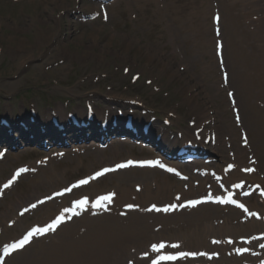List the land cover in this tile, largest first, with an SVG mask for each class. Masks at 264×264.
Wrapping results in <instances>:
<instances>
[{
	"label": "rangeland",
	"instance_id": "374dc122",
	"mask_svg": "<svg viewBox=\"0 0 264 264\" xmlns=\"http://www.w3.org/2000/svg\"><path fill=\"white\" fill-rule=\"evenodd\" d=\"M216 3H220L219 0H118L113 7L108 8L111 18L106 23L102 19L88 22L79 20L82 14L99 11V5L92 0H0V115L9 117L5 111L10 109L12 117L20 118L22 114L19 113L20 108H26L24 121L18 125L22 127V123H30V115L34 111H37L39 117L44 120L43 118L58 114V108L61 107L67 122L70 113L77 115L78 118L79 111L85 113L86 102L90 101L94 103L96 110L105 112V115L113 111L114 116H118V110L121 108L111 102V97L116 96L124 101L140 98L146 106L143 110L147 111L150 108L161 115L171 111L179 118L178 125L182 129L173 126L163 132L159 129L161 127H157L154 128V137L164 133L168 140L182 141L178 139L179 131L185 135L183 129L189 128L188 121H193L192 119L199 125L197 108L201 107L204 112L211 110L212 116L224 121L225 126L218 132L220 137L228 140L232 137L228 132V126L232 125V129L235 130L237 127L226 93L218 92L222 84L214 54L215 37L211 22ZM236 3L238 8L231 10L230 14L220 8L222 16L226 15V33L223 31L222 39L226 47L228 46L226 57L231 68L234 51L229 46L227 32L233 29L230 18L231 16L241 18L239 20L241 26L246 23V17L241 16L244 6L240 1ZM253 51L256 52L254 49ZM148 58L153 62H149ZM159 59L169 64L170 70H165ZM227 66L232 75L233 68L231 70L228 64ZM12 86L15 87L11 89ZM231 89L236 91L237 98L241 96L237 86L232 84ZM194 98L196 100L191 101ZM241 99L242 104L239 102L242 110L245 100L242 96ZM122 110L126 115L133 113ZM143 110L136 113L147 124L151 117L144 115ZM204 119L206 118H201V121ZM246 121L245 128L254 143L256 131H253L252 122L251 129L247 127L250 122L248 116ZM158 123L162 128L165 126L161 121ZM21 135L28 137L25 133ZM236 137L239 142L238 130ZM224 149L228 152L226 144ZM126 155L128 154L124 153L113 158L111 150L78 155L79 159H84L83 165L78 167H76L78 158H71L72 156L68 155L61 163H52V167L56 168L54 174L62 175V178L42 186L37 185L36 176L23 178L19 186L0 201V227L5 228L6 222L15 216L22 205H27L55 189L65 187L69 182L103 165H111ZM257 155L259 156V152ZM32 156L34 155L30 151H26L20 154L18 159L25 164ZM97 158L101 159L99 164L88 163V160L94 162ZM225 160H229L228 155ZM6 165L8 164L0 165V170ZM12 170L9 168L7 173L0 175V183ZM131 174L139 176L136 173L123 174L119 178L112 176L80 194H95L115 189L120 178L130 177ZM140 174L143 178L149 177V184L152 183L151 180L157 178L154 173ZM128 183L131 186L123 185V189L127 188L134 192L136 182ZM170 184L172 190L182 187L177 183ZM176 191L178 190L173 192ZM12 202L15 205L9 208ZM155 202L159 200L156 199ZM49 210L51 205L21 219L14 228L8 229L2 235L0 244L4 240L19 236L23 232V227H29L38 221L43 222ZM203 211L210 216L207 217L209 219H213L218 212L221 214L218 217L222 218L227 214L213 208H206L199 213ZM197 214H183L175 218L170 217L168 220L186 227L189 217ZM131 218L130 215L127 222ZM150 220H155L151 227L160 221L146 219L148 223ZM80 224L81 221H76L73 227L78 229ZM61 231L59 234L63 232ZM47 242L36 241L24 254L16 255L7 264H18L23 255L28 256L27 262L40 246L52 243Z\"/></svg>",
	"mask_w": 264,
	"mask_h": 264
},
{
	"label": "bare ground",
	"instance_id": "6f19581e",
	"mask_svg": "<svg viewBox=\"0 0 264 264\" xmlns=\"http://www.w3.org/2000/svg\"><path fill=\"white\" fill-rule=\"evenodd\" d=\"M241 30H243V32H241ZM234 32L237 35L236 37L237 42H236V48H235V61H236V64L240 67L239 77H240V80L244 83V87H245L244 91L241 90V92L246 93L249 97V100L251 101V115L255 123L260 127L259 128L260 131H258V134L264 146V108L260 109L256 107L253 102L256 99H259L257 100V103L263 102L264 104V78L262 77V71H264V65L261 66L257 60L253 63V60H250L249 56L247 57L248 54L244 50H242V48L240 47L241 42L251 41L252 39L255 40V36L247 32L246 30H244L242 27L236 29V31L233 30V34ZM263 36H264V33L260 35V38ZM254 47H259V46L255 43ZM150 60L151 59L148 58L149 62H153V60L151 61ZM161 66L167 71L170 70V66L167 63L161 62ZM234 82L239 83V79H236L234 81L232 77L230 79V83L234 84ZM253 86L257 87V89L254 88ZM14 87L15 86H12L11 89H13ZM256 90L257 92L255 93V96H253L254 91ZM195 100L196 98L192 99L191 101H195ZM114 102H116L120 106H124V103L120 102L117 99H114ZM193 105L195 107V103H193ZM200 108L201 107L197 108L198 109L197 111L199 113V120H201V118H206L204 119V122L208 120H211V122L214 121L213 131H215V129H217L216 117L210 115V112H204V110ZM58 112H59L58 114H59L60 120L63 123H65L64 114H63L64 110L62 108H59ZM79 114L83 115L82 111H79ZM24 116L25 114H21L22 118H24ZM47 118L48 117L43 118L44 120L39 118L40 123L37 124L36 126L39 127L43 125H48V123L46 122ZM99 119L103 121L104 116L101 115V112H96L94 122L96 123L97 120ZM12 122L15 125V123H17L18 120L13 118ZM174 124L176 125L177 122H174ZM202 124L203 123L200 122L198 128H200ZM67 125H69L68 122H67ZM153 126L157 128V124H154ZM186 134H189V133H186ZM184 142L185 141H183V143H181L180 141H176V142L170 143V145H167L169 141L168 143L164 141L163 147L164 149L169 150L176 145L177 146L183 145ZM249 145H251V142ZM235 149L237 151L238 158L240 157V155L244 156L245 154L244 152L246 149L243 150L237 146L235 147ZM251 149H253V147H251ZM218 151H219L218 148H208L207 150L208 153H213V154L222 156L220 158V162H221V160H223V154L221 155L220 151L219 152ZM120 153H121V150L116 149L111 154H112V157H118ZM100 161H101L100 158L95 159L96 163ZM77 163L79 165L83 164V162L81 161ZM6 169L7 168L0 171V175H2V172ZM52 169L53 168L49 166L47 168L40 170L39 174L40 173L41 174L37 175L39 179L37 181L38 186L39 184L41 185V184H45L48 182H52L55 179H57L58 176H60V175H57V176L51 175L52 174L51 172H53ZM115 176H120V174H115ZM231 177H233L234 181L244 178L242 175L239 174V172H234ZM253 180L260 181L256 178H253ZM99 182L100 181H98L97 183ZM166 189L167 187L165 186H158L156 189V192H153V190L146 187L145 191L143 192L144 199L146 201L153 200V196L166 192ZM127 197H128V192L124 190L121 191V194L119 197L120 202L123 200H128ZM11 205L12 207H14L15 203L12 202ZM215 208L220 209V207H215ZM51 210L54 211L56 210V208H53ZM47 217H48L47 219L51 218L49 215ZM225 219H226L225 223L222 226L220 225L217 227L208 225L207 221H205L206 224L195 222V227L189 230L187 237H185V239H182V240H186L185 242L186 248L194 249V248L204 247V245L206 244V238L209 235H218L219 237H227V236L234 235V234L237 236L252 235L264 227L263 223H259L256 221H251L245 225L239 224L238 226H233L231 224V220H232L231 218H225ZM90 226H91L90 230L88 229L87 232L83 236H80L78 240H76V238L72 235L73 230H74L73 227L69 226L67 228L68 230L65 231L58 238V240L54 243L53 246L42 247L41 250L35 252L34 255L29 258L28 262H26V259L28 256L23 255V257L18 260L19 262L18 264H109V262L107 261L110 258V255L108 254V250L110 251L115 250V251H120V252L125 251L124 249H120V246H119L120 243H124L125 246L128 243L138 244V242L141 241V238L144 237L145 234L148 233L147 226L145 227L143 225L141 227L140 222H134L127 227H122L118 223V221H113V222L109 221L106 223H102V222L100 223L97 220ZM22 229H25V228L23 227ZM152 236H149V237L152 238ZM25 250L26 249H24L23 252ZM14 256L15 254L12 255L11 260L14 258Z\"/></svg>",
	"mask_w": 264,
	"mask_h": 264
},
{
	"label": "snow or ice",
	"instance_id": "6c2138e0",
	"mask_svg": "<svg viewBox=\"0 0 264 264\" xmlns=\"http://www.w3.org/2000/svg\"><path fill=\"white\" fill-rule=\"evenodd\" d=\"M104 19H107V16L104 17ZM217 22H219V17H216ZM217 35H219V31H217ZM225 83H227L228 77L225 74L224 77ZM229 97L233 96V93L229 92L228 93ZM234 102V101H233ZM238 119V117H237ZM132 162L129 161L128 164H120L117 165V168H126L129 165H131ZM148 164L150 166H159L161 168H164L165 166L163 164H160L158 161L156 162H148ZM232 166L229 165V168H231ZM115 169H104L100 172H97L94 176L90 177L89 179H81L79 180L77 183L72 184L69 187H66L63 191L57 192L54 194V196H49L47 197V200H51L54 199L56 196H64L68 193H71L73 191V189L79 188L81 186L84 185H88L90 183L91 180H96L99 177L105 175V173L110 172V171H114ZM168 172H173L174 170L171 168H166L165 169ZM28 169H20L15 176L12 177V179H10L7 183H5L3 185L4 189H8L12 186V184L15 182L16 178L19 177L21 175V173L27 172ZM245 171L251 172L253 171L252 169H246ZM177 175H179V173H176ZM237 188H240L241 185H236ZM262 195H264V193H262ZM177 199H179V197H177ZM209 200H211V197L208 198ZM112 197L111 196H101L99 197V199L96 200V203L94 205V207H102L104 203H111ZM203 201L200 200H192L189 201V203L186 205L187 207H195L197 204L202 203ZM214 202L216 203H220V204H234L236 207L243 209L245 212H247L248 210L244 207L243 204H238L236 203V201L232 198L231 195H229L227 198L221 199L218 198L216 199ZM46 203V200H40L37 203H33L31 205V209H35L37 208L38 204H44ZM85 204H87V200L83 199V200H78L75 202V204L73 205L72 209H65L64 213H62L61 215L57 216L50 224H48L45 227H34L32 228L30 231H28L26 233V235L23 236L22 239H19L18 242L10 244L6 247L3 248V256L0 257V264H4V259L3 257H9L11 256L13 253L18 252L20 250H23L26 246L30 245L33 241L34 238L37 237H41V236H45L48 235L49 233H53L57 230V228L65 223V213L71 212L72 215H79L78 212L75 211V209L78 208H82ZM131 207V206H129ZM176 206L175 205H171L169 207H166L164 209H159L156 208L155 206H153V208L148 209L149 211H164V212H168L171 211L173 209H175ZM30 211L29 208H25L23 212L20 213V215H24L26 212ZM252 215H255V213H252ZM70 218V217H69ZM215 242V241H214ZM229 243H231V241H229ZM262 247H264V245H261ZM170 248H174V249H178L179 245L177 244H165L162 242H156L151 244V253L154 255H149L147 252L145 253L144 256V260L147 262V264H175L176 261L181 260L186 258L189 253L187 252H179L178 255H173V254H168V250ZM246 251V249L244 250ZM131 264V262H130Z\"/></svg>",
	"mask_w": 264,
	"mask_h": 264
}]
</instances>
